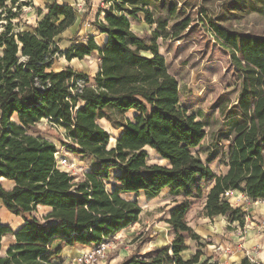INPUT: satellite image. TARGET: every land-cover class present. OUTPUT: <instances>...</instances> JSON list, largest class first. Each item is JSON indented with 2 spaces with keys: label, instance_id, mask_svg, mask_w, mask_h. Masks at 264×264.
<instances>
[{
  "label": "trees",
  "instance_id": "trees-1",
  "mask_svg": "<svg viewBox=\"0 0 264 264\" xmlns=\"http://www.w3.org/2000/svg\"><path fill=\"white\" fill-rule=\"evenodd\" d=\"M158 2L106 0L105 20L98 24L108 34L105 47L91 37L63 52L55 40L75 24L76 7L57 2L46 12L36 9L43 18L33 26L24 10L34 0H0V201L25 218L16 232L0 220V252L4 237H15L0 264H64L65 247H98L139 222L142 208L127 194L157 196L166 188L184 197L166 220L173 242L120 264H207L200 251L189 260L182 255L187 240L201 238L188 224L194 202L204 200L205 217L243 225L247 212L228 194L264 201V36L213 24L242 79L237 100L222 108V116L235 121L226 135L227 169L219 175L193 152L207 136L205 124L180 103L178 80L159 51L162 35L155 30L147 39L132 30L131 20L141 21V14L147 24L156 23L149 8ZM94 53L101 62L93 80L71 67L52 69L58 56L71 61ZM130 110L136 111L133 119L126 116ZM102 118L120 130L114 146ZM47 119L65 130L62 145L71 153L96 161L80 181L57 168L58 145L39 128ZM147 148L164 164H149ZM113 169L119 173L109 189ZM2 179L14 187L7 189ZM39 207L51 209L33 216ZM56 242L60 246L53 248ZM241 264L263 263L245 256Z\"/></svg>",
  "mask_w": 264,
  "mask_h": 264
},
{
  "label": "rangeland",
  "instance_id": "rangeland-1",
  "mask_svg": "<svg viewBox=\"0 0 264 264\" xmlns=\"http://www.w3.org/2000/svg\"><path fill=\"white\" fill-rule=\"evenodd\" d=\"M75 7L80 15H83L85 13L83 9L87 8L81 4ZM108 7L109 3L100 5L104 10ZM100 8L95 7L86 23L97 24L99 16H103L102 13L99 14ZM29 9L30 6L25 8L24 12ZM149 9L156 23L147 24L141 14V21L131 20L132 30L147 39L155 30L162 35L157 40L160 45L159 51L166 59L168 71L178 80L180 103L190 114H194L198 121L205 124L207 136L193 152L220 175L227 169L229 138H226V135L233 128L235 121V117L225 119L222 116V108L230 107L237 100L242 88V79L229 50L214 34L213 24L228 31L264 36V0H159ZM24 20L27 21L28 18ZM186 23L190 26L187 27ZM69 40L81 41L79 36L73 35L57 38L55 42L65 52L71 47ZM145 55L150 56L149 53ZM92 60L87 59V65L92 66ZM82 64L85 62L76 60L73 63L76 70L85 66ZM68 66L70 61L58 56L53 68L59 70ZM220 97H224L222 105L218 102ZM135 113L136 111L127 112L126 116L133 119ZM39 128L47 137L55 140L59 147L63 141L66 142V133L60 127L43 122ZM110 132L114 139L119 137L120 130L110 129ZM111 142L113 144L114 140ZM63 149L67 152L66 146ZM146 150L149 152V164H163L156 153L149 148ZM78 169L79 172L74 175L76 181L83 179V174L89 172L92 167L84 161L78 164ZM118 173V169L112 170L109 180L106 181L109 189L115 184L113 181ZM5 187L10 186L5 184ZM229 195L235 207L241 206L247 212L245 223L243 225L230 223L224 216L206 218L203 212L204 200H197L188 215V224L201 238L187 240L188 250L182 254L184 259L189 260L200 251L201 263L234 264L233 262L238 261L237 258L232 261L229 256L241 249L245 252L244 257L264 264L258 257L264 250V201H251L240 193ZM127 198L137 200L142 208L139 222L106 241L111 248L101 264H120L132 254L144 257L147 252L160 246L171 245L174 240V230L166 220L176 203L182 201L184 197L172 195L170 189L166 188L157 196L146 195L143 191L138 196L132 194ZM47 213L48 210L39 208L33 216L42 218ZM0 220L5 224L16 225V218L8 215L1 201ZM260 236L259 241L250 249L243 248L242 244L247 240H254ZM232 237L236 239V243ZM81 253L79 250L67 249L63 252L61 261L64 264H74L73 260Z\"/></svg>",
  "mask_w": 264,
  "mask_h": 264
},
{
  "label": "crops",
  "instance_id": "crops-1",
  "mask_svg": "<svg viewBox=\"0 0 264 264\" xmlns=\"http://www.w3.org/2000/svg\"><path fill=\"white\" fill-rule=\"evenodd\" d=\"M57 2L58 3H62V4H70L73 7H75V5H77V4H81V6H84L85 5L87 7L86 10L83 9V12H85L83 15H80L78 13V17H77V20H76L75 24L73 26L69 27L65 32H63L62 34H60V36L58 37V39L70 37V36H73V35L79 36V39H81V41H78V40H76V42H74L72 40H69L68 41L69 44H71V47H72L73 45H76V44H84L85 45V44H87L88 40L91 37H93L94 38V41L99 45V47H101V48H104L105 47V45L107 44L106 42H107V39H108V34L103 33L100 30V28L98 27V24L101 23V22H104V20H105V13L101 12L100 5H102V6L106 5V0H91L89 5L84 0H34V5L31 6V9H29L26 12H24V14H25L24 15V19L26 17L28 18V20L27 21L25 20V21L27 22V24H30V25H33V26L36 25L43 18V16L40 17L36 13V9H41L43 12H46L47 11L46 7L48 5H52V4L57 3ZM95 7L100 8L99 9V14L102 13L103 16L102 17L99 16V20H98L97 24L86 23L87 20H88V17L95 10ZM87 59H90V60L93 59L92 60L93 61L92 66L87 65V63H86V60ZM76 60H78L80 62H85V64H82V65H85V66H82L80 69H77L76 70L75 67H74V65H73V63ZM100 62H101V59L99 58V55L97 53H94L91 56H86L82 60L81 59H77V58L71 60L70 61V66H68V67L73 68L76 72L77 71L78 72H83L84 74L89 75L90 78H91V80H93V78L96 76L97 71L99 70ZM53 67H52V69L54 71H61V69H62L61 68L59 70H56ZM132 111H135V110H130L129 112H132ZM43 122H46V120L41 121L40 124H42ZM98 122H99V124L103 128H105L108 131L109 134L111 133L110 132V129L115 130V128L112 126V123L109 122V121H107L104 118L99 119ZM48 123H50V122H48ZM61 130H64V129H61ZM64 132H65V130H64ZM45 137L46 138H49V136L47 137L46 135H45ZM49 139L52 140V141H54L56 143V141L53 140L52 138H49ZM112 140H114L113 144L111 142ZM117 140H118V138L117 139H114V137L112 136L109 146H114L116 144ZM65 141L67 142L68 139H65ZM63 147H65V145H61L60 147L58 146V150L63 149ZM149 149L153 153H156L151 148H149ZM67 153H68V158L71 159V160H73L75 164H80V163H83L84 161H87L89 167H94L95 164H96V161H93L91 158H88V157H85V156H82V155L77 156L74 153H71L68 149H67ZM157 156L161 159V161L164 164L165 160H163L158 154H157ZM158 164H160V163H158ZM85 173H87V171ZM84 174H83V177H84ZM113 182L115 183V181H113ZM1 183L4 185V187H5V184H7L8 186H10L9 188L6 187L7 189H12L14 187L13 186V182L12 181H9L7 179H2ZM231 193H234V194L240 193L241 195H244V194H242L239 191H237V192H230L229 194H231ZM132 194H135V193L127 194L126 197H128L129 195H132ZM244 197L247 198V196H245V195H244ZM230 201H231V199H230ZM39 208H44V209L48 210V212L51 209V208L49 209L47 207H39ZM8 215L10 217L12 216V217L16 218V225L14 226L12 224L9 225V224H5L4 222H2V223H4L5 225H9L15 232L18 231L19 228H21L25 224V218L24 217H22L20 215L19 216H16V215L10 213L9 211H8ZM206 218H209V217L206 216ZM209 219H211V218H209ZM259 238H261V236L254 238V240H247V242H245L244 244H242L243 245V248L244 249H250L255 244V242H258L259 241ZM230 239H231V236H230ZM232 240H233L234 243H236V239H233V237H232ZM14 243H15V237L14 236H10V235L9 236H5L4 239H3V242H2V251L0 252V255L1 256H4V254H6V252L8 250V247L10 245L14 244ZM59 246H60V243L59 242H56V243L53 244V248H58ZM263 247H264V245H263ZM67 249L79 250V251L82 252L83 250H90L92 248L91 247H84V246H82V247H80V246H77V247H69V246H67V247L64 248L63 252H65ZM239 251H241L242 253L239 252ZM63 252H62V254H63ZM244 255H245V252L240 249V250H237V252H234V254L230 255L229 256V259L233 261L234 258H237L238 261H235L233 263L234 264H239L241 262V260L244 258ZM258 257H259L260 260L264 261V250H262L260 252V254L258 255Z\"/></svg>",
  "mask_w": 264,
  "mask_h": 264
},
{
  "label": "built area",
  "instance_id": "built-area-1",
  "mask_svg": "<svg viewBox=\"0 0 264 264\" xmlns=\"http://www.w3.org/2000/svg\"><path fill=\"white\" fill-rule=\"evenodd\" d=\"M47 122L50 121L47 119L46 123ZM52 124L55 125L54 123ZM55 154L56 166L58 169H60L61 171H66L71 175H76L79 172L78 164H75L73 160L68 158V153L66 152V150H58ZM106 241L107 240L101 242L98 247L92 248L90 250H83L82 253L73 260V263L101 264V261L106 257L109 249L111 248V246ZM229 249L230 248L228 247L227 250Z\"/></svg>",
  "mask_w": 264,
  "mask_h": 264
}]
</instances>
